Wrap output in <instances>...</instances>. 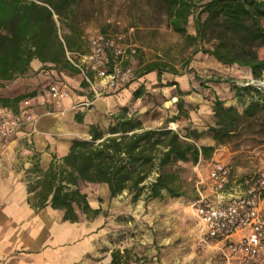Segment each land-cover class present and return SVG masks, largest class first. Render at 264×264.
<instances>
[{
	"label": "trees",
	"instance_id": "1",
	"mask_svg": "<svg viewBox=\"0 0 264 264\" xmlns=\"http://www.w3.org/2000/svg\"><path fill=\"white\" fill-rule=\"evenodd\" d=\"M164 15L171 29L191 45L194 52L208 54L217 63L245 69L252 79L264 75V0H161ZM73 0H0V87L25 78L33 60L49 69L77 71L67 61L65 52L77 47L76 36L61 35L58 24L73 12ZM194 35L186 26L194 16ZM208 45V48H204ZM156 72L177 75L176 70L162 62L139 66L138 77ZM221 81V80H218ZM230 83V80H223ZM84 85L87 84L84 82ZM177 112L166 118L162 127L145 125L146 113L120 108L111 115L106 135L92 124L88 136L71 141L60 165L51 164L41 178L28 187L36 188V206L64 211L65 220L77 221V213L96 216L100 209H91L87 195L80 187L106 184L110 198L126 191L132 201L142 195L145 203L182 196L178 162L197 164L208 159L218 145L225 144L243 119L254 118L264 110V96L251 86L231 87L237 101L245 104L242 113L224 106L217 97L211 106L213 125L207 131L214 145H197L204 131L184 127L190 115L183 108L181 91L175 82ZM34 92L12 98L0 96V106L15 109ZM141 88L133 96L140 97ZM92 97H89L90 99ZM76 120L80 118L76 116ZM184 131V132H182ZM153 177L149 182L148 179ZM127 251L111 252L108 264H125Z\"/></svg>",
	"mask_w": 264,
	"mask_h": 264
},
{
	"label": "rangeland",
	"instance_id": "2",
	"mask_svg": "<svg viewBox=\"0 0 264 264\" xmlns=\"http://www.w3.org/2000/svg\"><path fill=\"white\" fill-rule=\"evenodd\" d=\"M72 6L73 12L58 24L61 35L78 38L72 52H85L90 36L96 32L119 33L125 42L135 46L136 55L131 60L135 79L126 87L139 82L140 64L162 62L176 70L174 76L184 79L187 87L181 105L188 111L190 122L184 127L205 132L196 142L199 146L212 141L207 129L213 125L211 106L215 97L224 106L242 113L245 104L236 100L232 84L240 88L251 86L264 96V75L255 80L245 69L224 66L208 54L194 52L196 46L168 25L161 0H73ZM194 17L190 16L186 26L190 35H194ZM263 52L264 49L260 51ZM170 75L160 76L159 85L149 86L142 98L144 109L139 115L146 113L147 127H162L166 118L177 112V101L173 103L167 89L161 87ZM228 79L230 83L223 81ZM23 86L9 83L0 87V96L21 94ZM214 162L226 164L237 177H253L264 168V110L254 118L243 119L210 158L200 159L195 165L178 162L182 196L170 198L164 194L161 199L145 203L144 195L132 201V195L124 191L113 198H98L100 207L106 208L102 214L107 228V252L127 251L125 264H225L215 249L201 244L193 206L197 188L209 194L207 173ZM201 180L203 183L197 185ZM90 188L100 192L98 186H81L83 190Z\"/></svg>",
	"mask_w": 264,
	"mask_h": 264
},
{
	"label": "crops",
	"instance_id": "3",
	"mask_svg": "<svg viewBox=\"0 0 264 264\" xmlns=\"http://www.w3.org/2000/svg\"><path fill=\"white\" fill-rule=\"evenodd\" d=\"M164 81L161 87L167 89L173 103L176 87L166 86L168 82H175L181 91L187 92L185 80L180 77L171 74ZM14 83L24 85L21 94L35 93L24 99H29V111L37 121L34 130L29 124L21 126L0 157V264H108L111 254L107 252V228L102 214L106 208H101L98 202L100 197H110L106 184H87L98 186L100 192L80 187L91 209H100V213L91 217L77 213V221L65 220L61 209L49 205L37 207L35 196L39 188L30 192L28 187L38 181L51 164L60 165L71 141L87 137L90 125L98 126L106 135L112 123L111 115L120 108L142 113L146 89L159 85L156 72L96 99H88L91 92L78 73L49 69L37 60L31 62L28 76ZM52 84L67 92L59 101L51 100L46 94V88ZM138 88L142 94L135 98L133 93ZM16 95L19 94L3 97ZM90 100L89 105H83ZM22 109V101L14 110L0 106V115H17ZM206 145L212 146L214 142Z\"/></svg>",
	"mask_w": 264,
	"mask_h": 264
},
{
	"label": "built area",
	"instance_id": "4",
	"mask_svg": "<svg viewBox=\"0 0 264 264\" xmlns=\"http://www.w3.org/2000/svg\"><path fill=\"white\" fill-rule=\"evenodd\" d=\"M135 55V46L121 34L107 32L92 34L83 53L65 52L92 99L118 92L135 79ZM66 93L54 84L46 88L51 100L59 101ZM22 104L17 115H0V157L21 126L29 124L34 130L37 117L29 111V99ZM207 179L209 194L197 188L193 203L201 244L215 249L225 264H264V168L253 177H237L226 164L214 162Z\"/></svg>",
	"mask_w": 264,
	"mask_h": 264
}]
</instances>
